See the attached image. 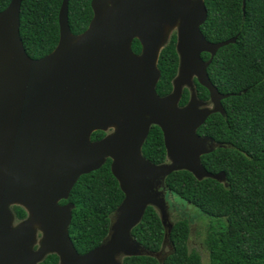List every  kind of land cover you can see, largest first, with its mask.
<instances>
[{
  "label": "water",
  "instance_id": "1",
  "mask_svg": "<svg viewBox=\"0 0 264 264\" xmlns=\"http://www.w3.org/2000/svg\"><path fill=\"white\" fill-rule=\"evenodd\" d=\"M69 4L64 0L60 10L57 48L39 60L29 57L21 37L22 0L0 12V264H37L46 252L58 254L62 264H123L122 257L154 256L132 232L153 207L169 238L174 225L161 191L165 180L180 171L198 180H226L225 173L211 174L203 166L202 156L218 146L197 131L212 115L226 114L222 102L230 97L213 85L212 61L204 62L202 54L214 58L235 40H206L200 30L207 16L203 1L93 0V19L81 35L72 33ZM176 27L179 72L173 92L160 97L159 53ZM136 39L144 47L141 56L131 50ZM194 77L209 91L213 108L199 109L193 93L189 105L179 108ZM152 126L162 130L171 164L143 157ZM110 128L113 135L92 141L94 133ZM108 159L124 200L108 237L80 255L68 234L74 205L62 209L58 202ZM14 203L33 215V222L15 230L9 210ZM35 226L46 233L38 253L31 251Z\"/></svg>",
  "mask_w": 264,
  "mask_h": 264
},
{
  "label": "trees",
  "instance_id": "2",
  "mask_svg": "<svg viewBox=\"0 0 264 264\" xmlns=\"http://www.w3.org/2000/svg\"><path fill=\"white\" fill-rule=\"evenodd\" d=\"M64 0H23L21 37L27 54L42 59L60 41L59 14ZM11 0H0V11ZM93 0H70L69 22L74 35L83 34L93 19ZM210 20L202 27L210 42L228 41L239 35L236 44L222 48L209 67L213 84L224 95L225 115L214 114L199 134L218 146L202 156L211 174L225 173V182L196 179L187 171L172 174L166 187L172 196L194 208L192 218L176 221L169 235L171 253L160 261L153 255L124 258L123 264H202L189 249L191 221L206 225L205 245L210 264H264V0H247L246 9L260 13L233 14L243 0H207ZM221 15L213 17V12ZM224 17V20L221 18ZM218 18V19H216ZM175 40L164 50L158 68L162 74L157 93L173 91L179 72ZM201 100L210 94L197 81ZM189 101L188 93L183 105ZM96 132L92 140H100ZM221 146V147H219ZM145 157L155 163L166 160L162 131L154 127L144 146ZM124 200V193L111 172V161L97 172L82 176L71 194L75 205L72 231L82 253L99 247L108 237L112 216ZM133 238L154 255L162 251L166 230L158 212L150 207L133 230ZM45 264H51L47 262Z\"/></svg>",
  "mask_w": 264,
  "mask_h": 264
},
{
  "label": "flooded vegetation",
  "instance_id": "3",
  "mask_svg": "<svg viewBox=\"0 0 264 264\" xmlns=\"http://www.w3.org/2000/svg\"><path fill=\"white\" fill-rule=\"evenodd\" d=\"M192 2H197V1H203V3H204V5H205V7H206V13H207V16H206V18H205V22H204V24L200 27V30H201V32H202V34H203V36L206 38V40L208 41V42H210L207 38V36H206V34L203 32V30H202V27H204L205 26V24L210 20V17H211V14H212V12H211V9H210V7H208V5H207V0H191ZM11 2H12V0H11ZM11 2L9 3V5H8V7L10 6V4H11ZM22 4H23V0H22ZM193 4V3H192ZM246 5H247V0H246V3H245V6H244V0H243V7H242V9L240 8H235V9H232L231 11L233 12V14H240V13H243L244 14V17H243V20L245 21L246 20V18H245V16H246V14L248 13V11H249V13L251 14V15H253V14H258V13H260V12H258V11H254V10H247L246 9ZM7 7V8H8ZM6 8V9H7ZM5 9V10H6ZM21 10H22V6H21ZM4 11V10H3ZM3 11H0V12H3ZM221 14L217 11L216 13L215 12H213V17H216V16H220ZM216 19H218V18H216ZM221 20H224V17H222L221 18ZM238 38H239V35H237L236 37H234V38H232V39H229L228 41H230V40H235V44L237 43V41H238ZM174 39H176L175 40V47H176V52H177V54H178V51H177V46H178V42H179V27H176V28H174V29H172L170 32H169V34L167 35V39H166V41H165V43H164V46L161 48V50H160V53H159V61H160V58L162 57V54H163V52H164V50L172 43V41L174 40ZM223 42H226V41H222V42H214V43H223ZM210 43H213V42H210ZM131 50H132V53L135 55V56H141V55H143V51H144V47H143V45H142V43L138 40V39H136V40H134L133 42H132V47H131ZM221 50V49H220ZM219 50V51H220ZM219 51H218V53H219ZM218 53L215 55V57L214 58H212L211 57V55L210 54H208V53H203L202 54V59L204 60V62H206V63H208V62H210V61H212L213 62V60L217 57V55H218ZM178 57H179V55H178ZM179 62H180V57H179ZM158 64H159V62H158ZM208 70H209V68H208ZM208 74H209V72H208ZM161 77H162V74H161ZM210 77V76H209ZM161 80V79H160ZM196 81L198 82V80H197V78L196 77H194L193 78V81H192V84H193V88H190V87H188V86H184V88H183V94H182V98H181V100H180V102H179V104H178V106H179V108L180 109H183V108H185V107H187L188 105H189V103L191 102V99H192V96H193V94H195V97L197 98V100L201 103V106L199 107V109H203V108H213L214 107V105H213V103H212V101H211V99H210V97H209V100H201L200 98H199V91H198V88H197V85H196ZM160 82V81H159ZM213 83V82H212ZM159 84V83H158ZM214 85V84H213ZM215 86V85H214ZM203 87V86H202ZM206 89V88H205ZM173 92V91H172ZM171 92V93H172ZM209 92V91H208ZM220 92V91H219ZM170 93V94H171ZM188 93V96H189V101L187 102V104H185V105H183V102H184V100H185V98H186V94ZM193 93V94H192ZM221 93V92H220ZM170 94H168V95H170ZM222 94V93H221ZM168 95H165V96H168ZM222 95H224V94H222ZM160 96V95H159ZM165 96H160V97H165ZM222 106H223V102H222ZM223 108H224V106H223ZM225 110V109H224ZM154 127H157V126H152L151 128H150V133H151V131H152V129L154 128ZM159 128V127H158ZM161 130V129H160ZM200 130V129H199ZM199 130L197 131V134L199 135V136H201L200 134H199ZM162 131V130H161ZM104 133V137L102 138V139H105V138H107V137H109V136H111V135H113L114 133H115V128H110V129H108V131H106V132H103ZM150 133H149V135H150ZM162 136H163V141H164V147H165V149H166V146H165V140H164V134H163V132H162ZM201 137H206V136H201ZM148 138H149V136H148ZM148 138H147V140H148ZM102 139H100V140H102ZM147 140L145 141V143H144V145H143V147H142V155H143V157L146 159V160H148V161H150L151 163H153V164H155V165H164V164H171V160H170V158L168 157V152H167V150H166V160L164 161V162H162V163H155V162H153L152 160H150V159H148L147 157H145V155H144V153H143V150H144V146H145V144L147 143ZM93 141V140H92ZM95 141H99V140H95ZM108 161H111V159H108ZM107 161V162H108ZM107 164V163H106ZM105 164V165H106ZM111 165H112V161H111ZM167 180V179H166ZM166 180H165V184H163V187L161 188V191H164V192H166V193H169L168 192V189H167V187H166ZM78 183V182H77ZM72 192H73V190H72ZM72 192L69 194V197H68V199H66V200H61V201H59L58 202V206L60 207V208H66L68 205H74V203L73 202H71V194H72ZM75 205H74V207L72 208V210H71V213H72V219H71V222H70V224H69V226H68V234H69V237H70V239H71V241H72V243H73V246H74V248H75V250L80 254V255H83V254H86V253H82V252H80L79 251V249L77 248V246H76V242L74 241V233H73V231H72V224H73V220H74V210H75ZM150 207H148V209H149ZM147 209V210H148ZM9 210H10V214H11V216H12V227H13V229L15 230V229H17L18 227H20L21 225H23V224H25V223H29V222H33V215H32V212L30 211V209L26 206V205H24V204H22V203H14V204H12V205H10L9 206ZM147 212V211H146ZM114 216V215H113ZM113 218V217H112ZM35 222V221H34ZM34 233H35V239H34V244H33V246H32V248H31V251L33 252V253H38V252H41L43 249V244H44V242H45V237H46V233L43 231V229L40 227V226H35V229H34ZM170 242V241H169ZM90 252V251H89ZM88 253V252H87ZM161 253V252H160ZM123 261V260H122ZM47 262H50L51 264H62L61 263V259H60V257L58 256V254H56V253H51V252H46L45 254H44V256H43V259L39 262V263H37V264H45V263H47Z\"/></svg>",
  "mask_w": 264,
  "mask_h": 264
},
{
  "label": "rangeland",
  "instance_id": "4",
  "mask_svg": "<svg viewBox=\"0 0 264 264\" xmlns=\"http://www.w3.org/2000/svg\"><path fill=\"white\" fill-rule=\"evenodd\" d=\"M165 194V199L168 207V223L170 225H174L176 221L181 219H187L189 217L192 218L194 214V208L184 202L180 198L176 196H172L169 193L162 192ZM158 214L160 212L157 210ZM161 216V214H160ZM206 234V225L203 221H191V238L189 241V249L190 251L196 252L200 258L202 264H210V256L208 249L205 245V236ZM172 251V245L169 242V238L167 237L166 241L163 244V248L161 253L154 255L160 261L164 260ZM123 260V257L120 258V261Z\"/></svg>",
  "mask_w": 264,
  "mask_h": 264
}]
</instances>
